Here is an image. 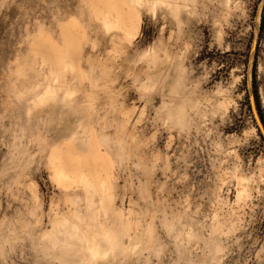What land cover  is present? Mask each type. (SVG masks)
Instances as JSON below:
<instances>
[{"label":"rangeland","instance_id":"374dc122","mask_svg":"<svg viewBox=\"0 0 264 264\" xmlns=\"http://www.w3.org/2000/svg\"><path fill=\"white\" fill-rule=\"evenodd\" d=\"M170 1L0 0V264H264V0Z\"/></svg>","mask_w":264,"mask_h":264},{"label":"bare ground","instance_id":"6f19581e","mask_svg":"<svg viewBox=\"0 0 264 264\" xmlns=\"http://www.w3.org/2000/svg\"><path fill=\"white\" fill-rule=\"evenodd\" d=\"M130 1H131V3H134V4H136L137 6H140V7L143 4V0H130ZM158 3H162V5H165L167 7H171V6L173 7V3L170 0H153V5L154 6H156ZM111 13H112V10L108 8L106 10L107 17H110L112 15ZM135 28H136V26H135ZM123 32H124L125 36H127L129 38L134 35L129 28L123 29ZM257 38H258L257 35H255L254 40H253V45L255 44V46H256V43H257ZM71 48H69V49H71ZM250 104H251L253 116H254L255 121H256V112L253 110V108H254V100H253V97H252L251 90H250ZM56 150H58V149H56ZM50 156H51V163H53L55 168L58 170L56 172V176H57V180L59 181V183H61V186H67L69 188H75V187H78V186L79 187H83V189L87 193H90V191H91L90 188H92L94 192H98V190H96V186L89 182L88 175L85 172H80L78 174H72L71 173L72 175H67L65 173V171L62 169V167H60V165L58 164L57 158L55 157V151H53L52 155H50ZM100 186H103V188L105 189L104 197H106L108 195V192H107V190L105 188V186H106L105 183L101 182ZM241 195H242V193H239L238 196L240 197Z\"/></svg>","mask_w":264,"mask_h":264},{"label":"clouds","instance_id":"9594fccd","mask_svg":"<svg viewBox=\"0 0 264 264\" xmlns=\"http://www.w3.org/2000/svg\"><path fill=\"white\" fill-rule=\"evenodd\" d=\"M181 92L182 89L178 85L174 90H173V97L175 99H180L181 98ZM161 113L165 117V122L166 123H171L177 127H180L181 130H183V126L185 123V117H186V112H187V101L182 100L181 103L175 104V100L173 104L171 105H164L161 108ZM49 243L53 245V247L57 246V241L55 235H51L46 238Z\"/></svg>","mask_w":264,"mask_h":264},{"label":"water","instance_id":"95a60500","mask_svg":"<svg viewBox=\"0 0 264 264\" xmlns=\"http://www.w3.org/2000/svg\"><path fill=\"white\" fill-rule=\"evenodd\" d=\"M253 110L256 112V123L258 125V129H259L260 133L262 134V136L264 137V127H263V125H262V123H261V121H260V119L258 117L256 108H255V104H254Z\"/></svg>","mask_w":264,"mask_h":264},{"label":"crops","instance_id":"0c3cea01","mask_svg":"<svg viewBox=\"0 0 264 264\" xmlns=\"http://www.w3.org/2000/svg\"><path fill=\"white\" fill-rule=\"evenodd\" d=\"M156 6H160V7H162V8H164V9H167V10H169V11H171V13H173L172 11H173V7L171 6V7H167V6H165V5H162V3H158ZM155 6V7H156ZM49 94H53L52 92L50 93L49 92ZM49 96V95H48ZM52 97V96H51ZM47 98V97H46ZM43 100H45V99H43Z\"/></svg>","mask_w":264,"mask_h":264}]
</instances>
